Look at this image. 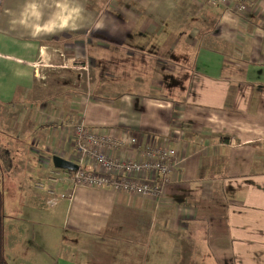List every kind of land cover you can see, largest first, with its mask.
<instances>
[{
    "label": "crops",
    "instance_id": "crops-1",
    "mask_svg": "<svg viewBox=\"0 0 264 264\" xmlns=\"http://www.w3.org/2000/svg\"><path fill=\"white\" fill-rule=\"evenodd\" d=\"M55 50L85 85L69 94L71 124L141 145L172 136L180 162L160 201L95 187L52 200L17 168L16 205L39 210L53 264H264V0L245 14L205 0H0V104L17 106ZM38 129L46 159L71 156L70 126ZM27 227L8 222L15 264Z\"/></svg>",
    "mask_w": 264,
    "mask_h": 264
},
{
    "label": "rangeland",
    "instance_id": "rangeland-1",
    "mask_svg": "<svg viewBox=\"0 0 264 264\" xmlns=\"http://www.w3.org/2000/svg\"><path fill=\"white\" fill-rule=\"evenodd\" d=\"M230 11L233 10L230 9ZM70 56L69 53L61 55L58 50H55L52 54L43 53L38 55L35 63L37 78L33 89L30 91L18 89L15 98L17 106H13V108L8 107L9 105L0 104V177L2 179L1 189L4 195V225L8 231V222L14 215H17L18 219L27 222L28 237L25 238L24 245L29 249V252H27V256H23L22 264H53L55 257L52 254V249H49L50 247L48 248V244L45 243L44 238L41 239L38 236L39 232H42V224H44L39 210L34 207L31 211L33 205L30 204L27 196L22 204L16 205L18 199L14 197L15 192L18 198L22 197V194L19 192L20 181L14 173L17 168L21 170L20 173L23 172L21 176L26 174V170L28 173L33 172L34 177L28 174L24 182L30 189L28 192H34V182L44 178L47 167H55L52 159L45 168H42L43 164H38L40 159L46 160L44 146H42V144L45 145V136L43 131L38 128L42 123H47L54 128L71 127L73 124V122L71 124V119L76 116V113L73 110H68L69 107H77V101L69 94L73 95L72 93L75 91L83 90L85 85L78 82L73 84L75 72H80V70L66 69V65H68L66 62H68ZM58 96L63 98L62 101H57ZM58 107L65 108L69 112L68 115H64L69 117L70 121L64 120L63 122L61 121L62 117L58 118L56 113ZM59 122L60 125L57 126ZM51 138L53 142V137ZM42 160L41 162H43ZM23 161L35 163L37 170L31 171V166L26 168ZM16 173L19 172L16 171ZM37 192L34 193L47 195L43 191ZM10 244L12 243L8 236L5 245L6 259L8 264H15Z\"/></svg>",
    "mask_w": 264,
    "mask_h": 264
},
{
    "label": "built area",
    "instance_id": "built-area-1",
    "mask_svg": "<svg viewBox=\"0 0 264 264\" xmlns=\"http://www.w3.org/2000/svg\"><path fill=\"white\" fill-rule=\"evenodd\" d=\"M245 14L256 0H205ZM180 133L179 130H174ZM73 138L68 160L77 164L76 170L47 167L51 158L42 160L47 167L42 180L33 184L35 191H43L52 200L68 197L78 187L109 188L117 192L162 200L172 172L180 162L171 137L160 143L141 145L136 136L126 131L104 130L76 118L70 127ZM56 155L60 156L59 152ZM62 157V156H61ZM59 185L67 189L57 192Z\"/></svg>",
    "mask_w": 264,
    "mask_h": 264
},
{
    "label": "trees",
    "instance_id": "trees-1",
    "mask_svg": "<svg viewBox=\"0 0 264 264\" xmlns=\"http://www.w3.org/2000/svg\"><path fill=\"white\" fill-rule=\"evenodd\" d=\"M1 176V174H0ZM2 179L0 177V264H8L6 259L5 245L7 241V232L4 225V195L1 189Z\"/></svg>",
    "mask_w": 264,
    "mask_h": 264
},
{
    "label": "water",
    "instance_id": "water-1",
    "mask_svg": "<svg viewBox=\"0 0 264 264\" xmlns=\"http://www.w3.org/2000/svg\"><path fill=\"white\" fill-rule=\"evenodd\" d=\"M52 163L55 167L57 168H61V169H69V170H76L77 169V164H75L74 162L58 156V155H53L52 156Z\"/></svg>",
    "mask_w": 264,
    "mask_h": 264
},
{
    "label": "bare ground",
    "instance_id": "bare-ground-1",
    "mask_svg": "<svg viewBox=\"0 0 264 264\" xmlns=\"http://www.w3.org/2000/svg\"><path fill=\"white\" fill-rule=\"evenodd\" d=\"M11 151V150H10ZM55 151V150H54ZM30 161V160H29ZM32 161V160H31Z\"/></svg>",
    "mask_w": 264,
    "mask_h": 264
}]
</instances>
